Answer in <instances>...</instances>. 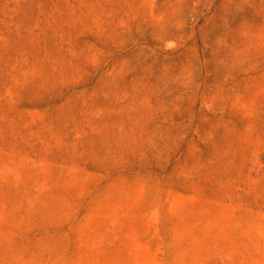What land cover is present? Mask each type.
<instances>
[{
	"label": "rangeland",
	"instance_id": "1",
	"mask_svg": "<svg viewBox=\"0 0 264 264\" xmlns=\"http://www.w3.org/2000/svg\"><path fill=\"white\" fill-rule=\"evenodd\" d=\"M0 264H264V0H0Z\"/></svg>",
	"mask_w": 264,
	"mask_h": 264
}]
</instances>
